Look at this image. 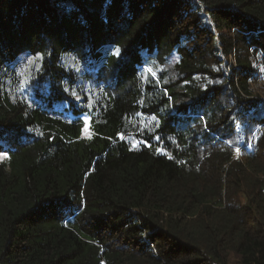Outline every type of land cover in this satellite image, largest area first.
<instances>
[{
	"label": "trees",
	"instance_id": "16d2710c",
	"mask_svg": "<svg viewBox=\"0 0 264 264\" xmlns=\"http://www.w3.org/2000/svg\"><path fill=\"white\" fill-rule=\"evenodd\" d=\"M260 75L264 0H0V264H264Z\"/></svg>",
	"mask_w": 264,
	"mask_h": 264
},
{
	"label": "rangeland",
	"instance_id": "374dc122",
	"mask_svg": "<svg viewBox=\"0 0 264 264\" xmlns=\"http://www.w3.org/2000/svg\"><path fill=\"white\" fill-rule=\"evenodd\" d=\"M30 59L32 61L31 63L29 62ZM36 66H37V60L34 57L27 56V57H24L20 60L18 66L16 67V71L19 74L20 73L25 74L26 72L31 71L33 68H36ZM257 68L259 70H261L260 67H257ZM252 90L254 91V93H256V95L259 96V98L261 100L264 101V77H263V75H260L258 84L252 85ZM143 127L147 132L152 133L153 130L155 129L154 120L152 118L145 119ZM85 128H87V130L85 131V135H88L89 134V131H88L89 125H87V126L85 125ZM239 130L241 133V143L243 144L244 143V128L240 127ZM254 137H255V134H254ZM124 139L128 142L134 140V138L131 136L124 137Z\"/></svg>",
	"mask_w": 264,
	"mask_h": 264
},
{
	"label": "snow or ice",
	"instance_id": "6c2138e0",
	"mask_svg": "<svg viewBox=\"0 0 264 264\" xmlns=\"http://www.w3.org/2000/svg\"><path fill=\"white\" fill-rule=\"evenodd\" d=\"M37 59H41L42 60V56H38ZM29 62L30 63L32 62L31 59H30ZM40 70H41V66L40 65H37L36 66V71L39 72ZM24 85H25V87L29 86L28 83H27V81L24 82ZM64 91L67 93V92L70 91V89L65 88ZM71 94H72L74 100L76 101V106L78 108L83 107V108L87 109L86 111H83L81 113V118L83 119V122H84V124L86 126L89 125L90 122H91V115H90V113L92 111L91 105H88L87 103H85L84 98L81 97V96H79V95H77L74 91ZM67 102L68 101L66 100L65 103H67ZM137 115H139V113ZM86 130H87V128H85V131ZM158 151H161V150L158 149ZM0 155H4V154L3 153H0Z\"/></svg>",
	"mask_w": 264,
	"mask_h": 264
}]
</instances>
